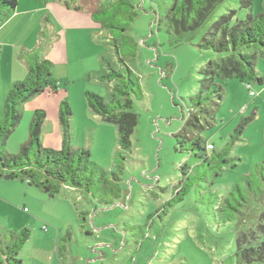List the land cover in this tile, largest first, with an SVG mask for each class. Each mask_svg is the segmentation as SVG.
<instances>
[{
    "label": "rangeland",
    "instance_id": "1",
    "mask_svg": "<svg viewBox=\"0 0 264 264\" xmlns=\"http://www.w3.org/2000/svg\"><path fill=\"white\" fill-rule=\"evenodd\" d=\"M99 1L106 6L119 0ZM123 1L127 11L114 23L126 31H109L114 37L127 38L123 47L126 62L139 78L142 92V99L134 101L138 123L130 151L117 156L116 127L94 115L85 99L86 92L104 100L109 97L110 84L98 77L106 72L103 60L118 67L110 32L95 22L93 27L69 29L64 39L68 63L58 68L62 77L58 92L45 91L23 104L21 121L4 150L7 155L19 153L36 110L46 114L40 132V143H46L41 146L62 149L47 146L56 122L63 135L58 115L61 101L66 100L71 110L70 145L88 151L90 160L106 172L107 183L100 190L93 185L94 199L69 185L49 197L25 182L0 179V238L4 240L9 232L19 233L24 228L30 233L18 255L22 264H224L234 254L235 222L224 224L219 213L209 209L214 196L197 184L187 194L176 196L179 166L188 160L187 152L179 151L178 142L189 134L184 123L191 107L189 98L200 91L202 77L198 71L219 57L200 51L197 45L222 14L232 10L236 18L243 19L247 12L239 8L238 0H225L198 30L186 33L174 31L165 19L168 0ZM46 4L66 7L64 0ZM33 6V0H19L18 14L7 27L12 28L4 34L5 41L17 44L22 54L36 44L41 53L44 47L59 42L56 36L62 28L58 20H62L61 14L46 11L58 29L53 33L46 23L38 27L36 12L24 14ZM72 7L69 2V9ZM263 10L264 0H254L249 12L258 15ZM255 69L264 79V57L257 58ZM216 82L223 89V99L215 122L200 136L221 147L244 124L231 151L236 167L227 168L211 186V192L221 194L239 175L247 174L252 164L264 159V82H247L249 88L238 80ZM41 99L49 101V106ZM32 101L43 107L29 114ZM55 102L58 107L53 115L49 107ZM0 113L3 118L2 106ZM199 174L202 169L193 173ZM94 180L98 184L97 178Z\"/></svg>",
    "mask_w": 264,
    "mask_h": 264
},
{
    "label": "trees",
    "instance_id": "2",
    "mask_svg": "<svg viewBox=\"0 0 264 264\" xmlns=\"http://www.w3.org/2000/svg\"><path fill=\"white\" fill-rule=\"evenodd\" d=\"M39 1L46 4L56 0ZM168 1L165 19L174 31L187 33L198 30L225 0ZM69 2L75 11L88 12L93 21L104 29L126 31L125 27L114 23L117 16L127 11L123 0L106 6L99 0H64L68 8ZM253 2L238 0L239 8L247 12L245 17L238 19L235 11H227L210 24L197 45L200 51H210L219 57L207 61L198 71L202 77L199 81L200 91L198 95L189 98L191 107L184 123L189 134L182 136V141L178 142L179 151L187 152L188 160L179 166L181 178L176 196L187 194L197 184L204 192L214 196L210 201L214 205L209 209L219 213L224 224L235 222V251L224 264H264V159L259 164H252L248 173L239 175L223 193L211 192L213 182L227 168L236 167V159L231 157V151L244 124L221 147H215L200 136L201 131L215 122L216 109L223 99V89L217 80H238L245 82L247 88V82H264L255 69L257 58L264 57V10L258 15H252L249 11ZM18 3L19 0H0V27L14 15ZM109 37L113 40L118 67L103 60L106 72L98 77L100 81L110 84L109 97L104 100L94 93L86 92L85 99L88 109L94 115L102 122L116 127L117 156L121 158L122 153L129 152L131 148V137L138 123L133 110L134 101L142 99V92L139 78L126 62L127 55L123 47L128 43L127 38L122 35L114 37L111 32ZM23 58L27 65V75L10 86L3 101V118L0 119V179L25 182L49 197H54L63 186L69 185L95 199L92 187L97 185L98 190L103 189L107 183V174L90 160L88 151L70 145L71 110L66 100L61 101L58 115L63 128L62 149L54 151L41 146L40 132L46 114L43 110H36L30 121L28 139L20 146L19 153H5V143L21 121L23 104L45 91L56 94L60 86L52 76L53 64L41 55L40 46L25 51ZM196 169H202V174L194 176ZM94 178H97L99 186L95 184ZM199 195L196 191V196ZM29 237V230L24 228L19 233L9 232L4 240L0 238V264H22L18 255Z\"/></svg>",
    "mask_w": 264,
    "mask_h": 264
},
{
    "label": "crops",
    "instance_id": "3",
    "mask_svg": "<svg viewBox=\"0 0 264 264\" xmlns=\"http://www.w3.org/2000/svg\"><path fill=\"white\" fill-rule=\"evenodd\" d=\"M33 4L34 6L32 7V9H28L24 11L25 12L24 14L28 15L30 12H36L37 14H39L38 15L39 20L37 22L38 27L46 23L48 30L50 29L51 31H53V33L58 32V29L51 24L50 13L47 14L46 11L50 10V11H53L55 14L60 13L62 16V20L57 17L59 22L62 25L61 32H59L60 34L56 36L59 39L58 44H54L53 46L51 45L47 49L44 47L43 49L44 51H41V55L45 59L51 61V63L53 64V69H52L53 78L56 79L58 82H60V79L62 77L60 76V69L58 68L63 67L64 65H66V63H68V56H67L68 44L64 41L65 37L68 35L67 34L68 30L76 29L77 27L81 29L93 27L95 25L94 21L91 15L84 10L75 11L74 9H69L68 7H65L64 9V7L58 4H54L53 6L50 4H46L47 6H41V1L39 0H33ZM16 13L18 14V12H16L15 10L14 14ZM15 17L16 16H12L6 23H4L0 27V91H1L0 106L2 107H3V101L5 99L6 93L8 89L10 88V86L14 82L23 80L27 75V65L23 58L22 50L16 49L17 44H14L13 42H7L4 39L5 37L4 34H6L7 31L12 28V27L7 28V27L14 20ZM27 19L28 18H26L25 20ZM45 19L47 20V22H45ZM28 22L29 20H27L26 22L27 25L29 26ZM6 28L7 30H5ZM37 47H39L38 44L32 47V49H37ZM2 73H4L5 78L2 77ZM110 89H111V86H109V91ZM2 92H4V95H2ZM41 101H43V103L46 102V101L44 102V100L42 99ZM48 102H46V106H49ZM42 107L43 106H41L39 103L34 104V102L32 101L28 107L29 114H31L34 110L38 108H42ZM57 107H58V104H56V102L55 104L50 105L49 109L53 110L51 111L53 115H54V108L57 109ZM0 118L2 119V117ZM51 122H53V120H51ZM47 123H50V122L47 121ZM52 129L54 133L53 134L50 133L51 143H50V146L49 145L47 146V148L59 149L63 145H62V132L57 122L53 125ZM46 134L48 135V133ZM45 143L46 141L44 140L41 143V145L44 146Z\"/></svg>",
    "mask_w": 264,
    "mask_h": 264
},
{
    "label": "built area",
    "instance_id": "4",
    "mask_svg": "<svg viewBox=\"0 0 264 264\" xmlns=\"http://www.w3.org/2000/svg\"><path fill=\"white\" fill-rule=\"evenodd\" d=\"M253 94V92H251V95Z\"/></svg>",
    "mask_w": 264,
    "mask_h": 264
}]
</instances>
